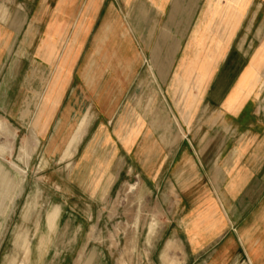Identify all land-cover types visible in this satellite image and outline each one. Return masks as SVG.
<instances>
[{
    "label": "crops",
    "instance_id": "obj_1",
    "mask_svg": "<svg viewBox=\"0 0 264 264\" xmlns=\"http://www.w3.org/2000/svg\"><path fill=\"white\" fill-rule=\"evenodd\" d=\"M12 1L0 8V110L22 125L32 112L34 140L71 129L69 157L87 113L102 125L99 104L134 76L136 44L163 99L152 122L175 127L170 110L183 132L171 152L135 153L175 177L170 238L194 264H264V0Z\"/></svg>",
    "mask_w": 264,
    "mask_h": 264
},
{
    "label": "rangeland",
    "instance_id": "obj_2",
    "mask_svg": "<svg viewBox=\"0 0 264 264\" xmlns=\"http://www.w3.org/2000/svg\"><path fill=\"white\" fill-rule=\"evenodd\" d=\"M8 2L15 3L0 0V8ZM135 47L141 59L134 76L122 80L120 96L99 104L107 116L102 125H92L96 111L87 113L83 126L91 124L69 157L62 154L71 129L34 140L32 112L22 125L19 116L0 110V264H194L170 238L175 177L162 175L160 160L151 168L135 160L136 152H171L172 136L183 133L170 110L175 127L152 122L161 90L155 91L145 51ZM163 136L169 137L165 148ZM18 233L27 236L25 251Z\"/></svg>",
    "mask_w": 264,
    "mask_h": 264
},
{
    "label": "bare ground",
    "instance_id": "obj_3",
    "mask_svg": "<svg viewBox=\"0 0 264 264\" xmlns=\"http://www.w3.org/2000/svg\"><path fill=\"white\" fill-rule=\"evenodd\" d=\"M22 172H24V171H22ZM37 198V197H36ZM35 199V198H34ZM32 201L33 200H31V202H29L28 201V203L25 205V214H24V218H26L27 217V212H28V210L29 209H31L32 208ZM36 202V201H35ZM24 209V208H23ZM34 210V209H33ZM21 216V215H20ZM29 218V217H28ZM53 219H54V213L53 212H50V214L48 215V218H47V221L49 222V225L50 224H52L53 223ZM23 220V219H22ZM29 234V233H28ZM18 237H20V239H22V241H23V248H24V251H25V248H26V245H27V236H26V234L25 235H21V234H19L18 233Z\"/></svg>",
    "mask_w": 264,
    "mask_h": 264
}]
</instances>
